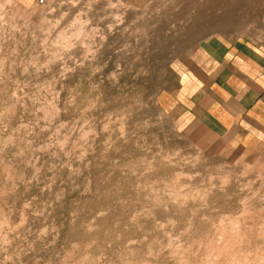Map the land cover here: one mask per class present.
<instances>
[{
    "label": "clouds",
    "instance_id": "obj_1",
    "mask_svg": "<svg viewBox=\"0 0 264 264\" xmlns=\"http://www.w3.org/2000/svg\"><path fill=\"white\" fill-rule=\"evenodd\" d=\"M0 264H264V0H0Z\"/></svg>",
    "mask_w": 264,
    "mask_h": 264
}]
</instances>
